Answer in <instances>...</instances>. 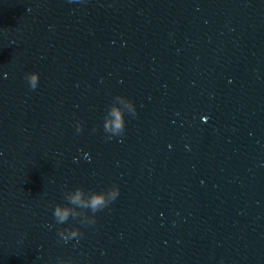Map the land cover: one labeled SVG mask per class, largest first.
<instances>
[{"label":"water","instance_id":"95a60500","mask_svg":"<svg viewBox=\"0 0 264 264\" xmlns=\"http://www.w3.org/2000/svg\"><path fill=\"white\" fill-rule=\"evenodd\" d=\"M70 260L264 264V0H0V264Z\"/></svg>","mask_w":264,"mask_h":264},{"label":"clouds","instance_id":"9594fccd","mask_svg":"<svg viewBox=\"0 0 264 264\" xmlns=\"http://www.w3.org/2000/svg\"><path fill=\"white\" fill-rule=\"evenodd\" d=\"M26 79L29 82L31 89H35L40 80V73L37 71L28 73ZM131 115L136 114L135 102L128 98L126 109L113 106L107 118L104 119V130L109 134V138L115 135L123 134L126 127L125 113ZM83 125L78 126L80 130ZM120 194V187L115 185L106 190H85L83 186H79L72 191L66 192L65 199L68 204L57 203L53 211V218L57 224H65L69 218L80 219L83 224L95 223V213L106 208L110 203L116 200ZM75 209L83 210L82 212L76 211ZM91 212L93 215L89 216L87 213ZM59 236L67 243L73 238H77L81 235V229L79 227L68 226L59 230ZM70 264H74L70 260Z\"/></svg>","mask_w":264,"mask_h":264}]
</instances>
